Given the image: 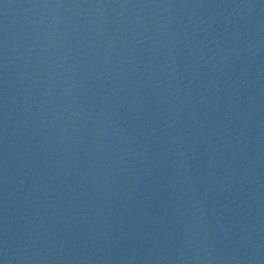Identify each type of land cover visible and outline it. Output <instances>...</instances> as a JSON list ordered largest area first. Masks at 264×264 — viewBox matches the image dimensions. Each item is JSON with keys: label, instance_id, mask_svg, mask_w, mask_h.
<instances>
[{"label": "water", "instance_id": "water-1", "mask_svg": "<svg viewBox=\"0 0 264 264\" xmlns=\"http://www.w3.org/2000/svg\"><path fill=\"white\" fill-rule=\"evenodd\" d=\"M0 264H264V0H0Z\"/></svg>", "mask_w": 264, "mask_h": 264}]
</instances>
